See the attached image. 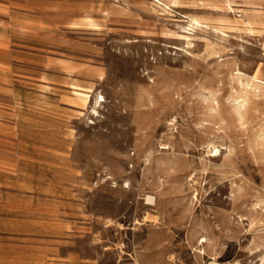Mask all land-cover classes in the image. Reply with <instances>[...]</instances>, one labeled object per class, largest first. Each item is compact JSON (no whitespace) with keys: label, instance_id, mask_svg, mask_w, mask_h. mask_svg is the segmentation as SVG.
I'll return each mask as SVG.
<instances>
[{"label":"rangeland","instance_id":"374dc122","mask_svg":"<svg viewBox=\"0 0 264 264\" xmlns=\"http://www.w3.org/2000/svg\"><path fill=\"white\" fill-rule=\"evenodd\" d=\"M212 261L264 264V0H0V264Z\"/></svg>","mask_w":264,"mask_h":264},{"label":"bare ground","instance_id":"6f19581e","mask_svg":"<svg viewBox=\"0 0 264 264\" xmlns=\"http://www.w3.org/2000/svg\"><path fill=\"white\" fill-rule=\"evenodd\" d=\"M194 22L198 23V21L196 19H194ZM191 24V23H190ZM252 80H255V81H262L263 78H260L259 76H255V75H252L251 76ZM84 95V97L87 99L89 97V94L88 93H82ZM212 155H215V154H212ZM150 199V198H148ZM210 264H223L221 262H217V261H212L210 262ZM235 264V263H234ZM237 264V263H236Z\"/></svg>","mask_w":264,"mask_h":264}]
</instances>
